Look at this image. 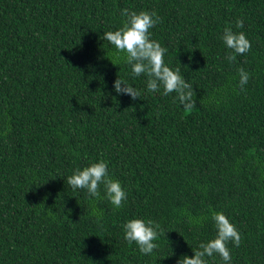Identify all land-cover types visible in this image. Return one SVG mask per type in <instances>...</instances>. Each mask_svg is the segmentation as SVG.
Here are the masks:
<instances>
[{"label": "trees", "instance_id": "16d2710c", "mask_svg": "<svg viewBox=\"0 0 264 264\" xmlns=\"http://www.w3.org/2000/svg\"><path fill=\"white\" fill-rule=\"evenodd\" d=\"M124 8L159 15L151 39L192 85L191 111L101 39ZM225 27L251 43L231 63ZM100 160L120 209L66 183ZM213 212L241 236L230 264H264V0H0V264H177L215 238ZM130 219L159 225L151 255L124 239Z\"/></svg>", "mask_w": 264, "mask_h": 264}, {"label": "clouds", "instance_id": "9594fccd", "mask_svg": "<svg viewBox=\"0 0 264 264\" xmlns=\"http://www.w3.org/2000/svg\"><path fill=\"white\" fill-rule=\"evenodd\" d=\"M125 17L123 26L116 31H107L101 39L107 41L115 48L114 55L131 67V75L147 77L146 86L149 93H161L168 96L175 93L174 102L179 101L186 112L191 111L195 105L196 95L192 85L181 75L180 68L171 69L164 62L167 48L154 39L150 31L160 23V17L155 11H132L128 8L121 10ZM244 27L243 19L235 21V28ZM225 47L229 50L226 59L231 63L238 55H244L251 50V43L243 32H234L232 27H225L221 37ZM116 65L113 60H111ZM207 66V65H206ZM239 87L244 90L250 76L243 68L238 69ZM162 89V92H161ZM114 90L118 95H129L133 101L140 98L141 92L133 85L119 77L114 82ZM66 183L73 191L86 190L89 198L106 199L114 209L123 207L127 200V193L118 180L112 179L108 171V163L104 160L93 162L83 169L77 168L73 174L66 178ZM101 185L103 197H101ZM49 212H52L48 209ZM71 211V210H69ZM98 216L102 213L96 212ZM212 221L216 230L215 238L199 244L193 249L194 256H182L177 264H208L206 257L218 255L223 264H230L231 254L228 244L231 242L239 247L241 236L236 226L230 222L222 212H213ZM124 239L131 245H137L142 255H151L158 244L155 243L159 235V225L152 220L130 219L122 225Z\"/></svg>", "mask_w": 264, "mask_h": 264}]
</instances>
